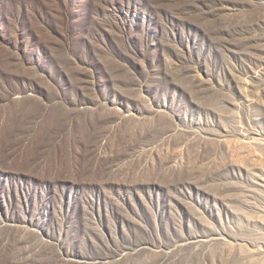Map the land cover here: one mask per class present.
Returning <instances> with one entry per match:
<instances>
[{
  "label": "rangeland",
  "instance_id": "1",
  "mask_svg": "<svg viewBox=\"0 0 264 264\" xmlns=\"http://www.w3.org/2000/svg\"><path fill=\"white\" fill-rule=\"evenodd\" d=\"M0 264H264V0H0Z\"/></svg>",
  "mask_w": 264,
  "mask_h": 264
}]
</instances>
